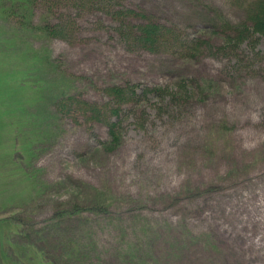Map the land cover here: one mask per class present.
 <instances>
[{
    "label": "rangeland",
    "instance_id": "obj_1",
    "mask_svg": "<svg viewBox=\"0 0 264 264\" xmlns=\"http://www.w3.org/2000/svg\"><path fill=\"white\" fill-rule=\"evenodd\" d=\"M63 2L54 17L74 23L68 37L0 20V264H62V238L87 263L264 264V36L225 48L198 29L208 9L236 18L241 5ZM128 9L153 14L170 40L157 51L132 43L130 26L154 19ZM113 83L137 97L102 117L117 124L109 151L108 126L78 99L106 104ZM64 94L75 99L57 114ZM80 203L107 211L62 222ZM52 223L44 255L28 232Z\"/></svg>",
    "mask_w": 264,
    "mask_h": 264
},
{
    "label": "trees",
    "instance_id": "obj_2",
    "mask_svg": "<svg viewBox=\"0 0 264 264\" xmlns=\"http://www.w3.org/2000/svg\"><path fill=\"white\" fill-rule=\"evenodd\" d=\"M63 1L67 0H0V20L5 24L8 31L9 24L18 29L21 34L41 31L45 35H48L50 38L56 37H68L72 33L75 32L74 23L68 25H61L60 21H56L55 13L61 8ZM77 2V5H96L98 3H105L106 0H68L66 5L72 4L69 2ZM233 1V0H232ZM238 5H241L242 15H236V18H230L225 12L222 10L216 11V9H208L203 13L205 17V21L202 23H198V29L203 34H208L205 37L207 39L218 40L221 46L228 48L230 46H239L248 37L251 35L259 34L264 36V0H235ZM40 3L44 5H39ZM74 4V3H73ZM109 4V3H108ZM107 5V4H106ZM206 5V4H203ZM85 7V6H83ZM43 10L39 14L38 11ZM128 15H132L134 18H141L143 20L152 17L155 18L153 14H150L147 10L145 11H137L128 9L126 10ZM150 14V15H149ZM150 16V17H149ZM17 19V23L13 22V19ZM159 20H150L145 21L143 24H133L131 30H134V35L132 37V43H136L139 46H143L146 49L151 51H157L159 45H163L162 43H167L170 39L169 36L172 32V29L166 26L163 23L157 22ZM39 23L40 27L37 26ZM143 26V27H142ZM133 34V33H132ZM234 44V45H233ZM49 66L52 65L51 68H55V62L50 64L52 59L49 58ZM132 83L126 85H120L113 83L112 85L106 86L103 91L106 96L109 98L106 104H93L85 101H81L78 99L80 105H82L84 114L90 115L91 119H94L98 122L106 124L108 126V131L110 135V142L106 146L105 149L109 151H113L116 143L119 139V134H117V124L114 121H110L109 118L102 117L109 113V116H118L120 110L125 106L130 100L137 97L136 92L134 91V87H132ZM132 87V88H131ZM176 85L175 88L176 89ZM131 88V90H129ZM173 88L171 91H173ZM176 92V91H175ZM172 94V93H171ZM75 96L66 95L59 99L57 102L54 101V112L59 114L60 111L68 112L70 106L73 104V100ZM135 100V99H134ZM111 106L107 109V107ZM106 107V108H105ZM107 109V111L105 110ZM224 129H227L225 124L222 125ZM82 203L78 205L71 206V209H62V222L63 220L67 221L68 219H74L76 216L81 217L83 215V211L87 209L93 210L95 213H103L106 212L107 206L99 205L92 207H86ZM58 222V221H56ZM65 225V224H64ZM64 225H62V236H66V232L64 230ZM49 226V225H48ZM59 226V224L52 223L49 227H46L42 230H33L30 229L28 234L34 238V240L40 245L45 246L42 248V254H46L44 252L46 245H51L52 250L54 248V244L56 242L54 240L47 239L49 231H53L55 228ZM21 234V233H20ZM29 235V236H30ZM23 238L26 235L21 234ZM52 241L54 243L52 244ZM63 238H62V264H86L89 260V257L83 253L79 249V247L69 246L68 249H65ZM77 247V248H76ZM79 249V250H78ZM178 251L175 252L177 254ZM48 263L52 264L51 260H47ZM157 260L153 259L150 262L148 260L145 261V264H157ZM1 264H4V261L1 260ZM54 264V263H53ZM87 264H95V262H90Z\"/></svg>",
    "mask_w": 264,
    "mask_h": 264
}]
</instances>
